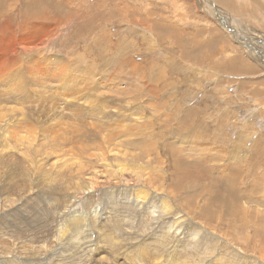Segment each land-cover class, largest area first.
I'll use <instances>...</instances> for the list:
<instances>
[{
  "label": "rangeland",
  "instance_id": "374dc122",
  "mask_svg": "<svg viewBox=\"0 0 264 264\" xmlns=\"http://www.w3.org/2000/svg\"><path fill=\"white\" fill-rule=\"evenodd\" d=\"M210 1L0 0V264H264V0Z\"/></svg>",
  "mask_w": 264,
  "mask_h": 264
},
{
  "label": "bare ground",
  "instance_id": "6f19581e",
  "mask_svg": "<svg viewBox=\"0 0 264 264\" xmlns=\"http://www.w3.org/2000/svg\"><path fill=\"white\" fill-rule=\"evenodd\" d=\"M214 1V0H213ZM208 3H212V1H210V0H201V2L199 3V4H202V7H203V5H204V8H205V13L207 12V13H211V12H213L214 11V6H211V5H209V6H207V4ZM185 4V3H184ZM187 6V5H186ZM212 7H213V9H212ZM219 6H217V8H218ZM219 9H220V7H219ZM184 10V9H183ZM144 12H145V10H144ZM178 12V11H177ZM221 12V16H223V15H226V16H224V17H226V18H222L221 19V21H220V23L221 24H223L224 26H225V24H224V22H226V23H228V21H229V19L230 20H232V22L234 21V23L236 22V20H234L232 17H228V15H227V12L224 10L223 12L222 11H220ZM145 14H147V11H146V13ZM142 18V17H141ZM183 21V20H182ZM185 21V20H184ZM183 21V22H184ZM199 22V21H198ZM219 22V21H218ZM223 22V23H222ZM228 29V28H227ZM190 37H192V36H190ZM239 41V40H238ZM240 42H244V41H240ZM254 49V50H253ZM252 49V51L253 52H255V53H257L255 50H257V51H259L258 53H264L261 49H260V47H258L257 49H255V47ZM239 130V129H238ZM244 132V131H243ZM234 157V156H233ZM233 161H234V159H233ZM238 163H239V161L237 160V163L234 161L233 162V168H232V170H237V167H238ZM123 166V165H122ZM184 166H186L185 164H182V165H180V170H181V173H182V176H181V178H183V177H185L184 176V174H185V172H186V170H185V168H183ZM249 166L250 167H252V162H250L249 163ZM81 167H83V166H81ZM118 167V166H117ZM122 168V167H121ZM121 168H116V170H118L117 172L119 173V171L120 172H123V171H125L124 169H121ZM115 170V171H116ZM79 171H84V170H82V169H79ZM80 173V172H79ZM81 177V176H80ZM241 176H240V174L238 173V172H236V171H233L230 175H229V177H224L225 179H227V178H229V182L230 183H223V185H225V187H226V192H227V197L225 196V194H224V192L222 191V190H220V191H218V193L216 194V196L215 197H213V199L212 200H208L209 201V205H213V208H214V210H217L215 207V204H218L220 201H222L223 203V209H225V208H229V207H227V206H229L230 205V208H229V216H231V217H233L232 218V220H231V222L230 223H232L231 225H232V227H233V225H235L236 223H240V225H241V227H243V226H245V225H248V226H250L251 225V222H252V215H251V217H247L246 216V211L249 209V208H247L246 206H241V205H239L238 203H235V202H233V201H231V199H230V197H229V194H228V188H235V185L237 186V185H239V178H240ZM182 181H183V179H182ZM179 182L182 184V182L179 180ZM94 185V184H93ZM93 187V186H92ZM92 187H89V189L90 188H92ZM216 187H218V185L216 186ZM95 190V189H94ZM231 191H234V189H231L230 190V196H232L233 197V195H235V193H232ZM215 195V194H214ZM220 196V199H218L217 201H215L218 197ZM243 197V196H242ZM61 198V197H60ZM230 199V201H228ZM236 201V200H235ZM47 204V203H46ZM211 211V209L209 208V206H208V204L206 203V204H204L203 206H202V208H201V212H200V215L201 214H203V215H206V212H209L208 213V216H210V217H212V216H216V212L215 211ZM19 212V211H18ZM247 212H251L250 210H248ZM228 213V212H227ZM39 214V213H38ZM47 214V213H46ZM44 216V215H43ZM47 216H48V214H47ZM46 216V217H47ZM76 217V216H75ZM74 217V220H73V223H72V225H74V227L72 226V225H69V227L71 228V230H72V232H71V235H70V237H64L63 238V236H64V234H65V232L68 230L67 228H66V226L64 227V228H60V229H58V231H57V233H56V235L57 234H59L60 233V236H61V241L63 240V241H65V242H67L66 244H61V245H65V248H66V246L73 252V253H77V252H80V255H77L78 257H75V254L74 255H69L68 254V252H66V250L64 251L63 249H62V252H61V254H59L58 252H55L53 255L55 256V255H58V257H61V256H66V255H68L69 256V258H70V260L75 264L76 263V261L78 260V259H80L81 257L82 258H84V259H86L87 258V255H88V252L90 251H88L86 248H85V245H84V243H83V241L81 240V237H83V235L80 233L81 232V229H82V227H81V220H79L81 217L80 216H77L76 218ZM201 217H203V216H201ZM4 218V217H3ZM42 218V217H41ZM13 219V218H12ZM25 220V219H24ZM30 220V219H29ZM75 221H77V222H75ZM29 222V221H28ZM35 222V221H34ZM13 223V222H12ZM25 223V222H24ZM40 223V226H38V224ZM245 223V224H244ZM250 223V224H249ZM264 223V222H263ZM30 224H32V223H30ZM226 225V224H225ZM28 226V225H27ZM31 226V225H30ZM257 226H259L258 227V230H259V232L258 233H260V232H262V230H261V222H260V224H257V225H255L254 226V230L256 229V227ZM73 228H76V230L74 231L73 230ZM229 228V227H228ZM246 228V227H245ZM44 230V226L42 225V223H41V219H40V221L38 220L37 221V230ZM52 229V228H51ZM173 228H171V230H172ZM29 230V229H28ZM245 230V229H244ZM113 229H109V232L108 231H106L105 233H104V235L105 236H112L113 235ZM107 233H110V234H107ZM38 234V233H37ZM259 235V234H258ZM88 236V235H87ZM35 237V236H34ZM85 237V236H84ZM89 237V236H88ZM36 238H38V237H36ZM63 238V239H62ZM87 239V238H86ZM68 240H69V242H68ZM70 240H72V244L70 243ZM50 243V242H49ZM88 245V244H87ZM28 248V247H27ZM49 248V247H48ZM67 248V249H68ZM76 250H75V249ZM29 249V248H28ZM33 249V248H32ZM54 252V251H53ZM52 252V253H53ZM31 254H32V256L31 257H34V261L37 263V264H41V263H43L44 264V262L42 261V258H38V256L40 255V253L38 252V251H35V249H33V252H31ZM71 254V253H70ZM85 254H87L86 256H84ZM52 255H51V253H49V257H51ZM56 257V256H55ZM57 258V257H56ZM52 259V258H51ZM54 259V258H53ZM52 259V260H53ZM58 259H62V260H66L65 258H58ZM84 259H82V260H84ZM49 262V261H48ZM60 262H62V261H60ZM69 262V261H68ZM83 262V261H82ZM70 263V262H69ZM53 264H60V263H58V262H56L55 261V263L53 262ZM65 264V263H64Z\"/></svg>",
  "mask_w": 264,
  "mask_h": 264
}]
</instances>
